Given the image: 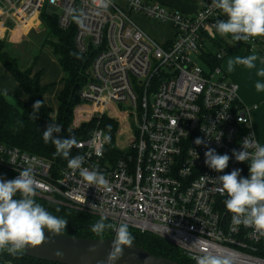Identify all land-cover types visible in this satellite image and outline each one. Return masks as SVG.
Masks as SVG:
<instances>
[{
	"label": "built area",
	"instance_id": "obj_1",
	"mask_svg": "<svg viewBox=\"0 0 264 264\" xmlns=\"http://www.w3.org/2000/svg\"><path fill=\"white\" fill-rule=\"evenodd\" d=\"M197 1L195 13L150 0L113 1L97 15L87 0H0V25L25 30L38 29L45 11L67 30L75 24L68 9L82 7L87 20L84 28L75 24L74 44L92 60L73 127L102 115L118 120L112 105L136 124L133 147L115 161L106 155V143H91L93 133L103 130L98 125L75 146L85 157L83 167L98 169L109 180L108 191L88 187L79 171L65 167L55 172L49 160L1 141L0 179H15L32 167L38 197L156 234L195 261L208 250L233 256L234 264H264V237L233 224L216 179L234 169L249 176L248 162H238L233 150H243L245 137L258 141L252 122L257 105L246 106L238 85L226 79L220 65L209 64L207 55L222 59L226 52L211 46L222 40L215 22L227 17L212 8V0ZM52 7L58 12L52 13ZM133 13L169 23L173 37L155 40ZM235 43L258 50L264 59V38ZM197 138L204 143L197 145ZM208 148L230 156L223 172L205 164Z\"/></svg>",
	"mask_w": 264,
	"mask_h": 264
},
{
	"label": "clouds",
	"instance_id": "obj_2",
	"mask_svg": "<svg viewBox=\"0 0 264 264\" xmlns=\"http://www.w3.org/2000/svg\"><path fill=\"white\" fill-rule=\"evenodd\" d=\"M87 2L95 9L97 15L107 12L113 4V0H87ZM211 6L227 17L217 20L214 24L215 32L220 37L227 36L236 42L264 38V0H212ZM68 15L78 27H85L87 16L82 7L68 9ZM257 60L256 54H250L237 57L234 63L255 68ZM231 67L232 63L229 64V69ZM257 75L264 77V68L260 69ZM255 88L258 92L264 91V82L257 81ZM42 106L43 101H35L31 113L33 119H36ZM61 131L62 126L54 122L49 123L43 131L44 142H51L55 146V155L67 160L68 169L73 172L79 171L80 177L88 187H95L97 191L110 190V182L103 173L98 169L90 170L83 167L84 156H71V150L78 146L79 142L74 136L61 139L54 135ZM219 139L220 136L217 138L218 142ZM97 140L109 143L111 136L101 130L93 133L91 143L95 144ZM195 143L200 145L204 141L197 138ZM242 148L243 150L239 152L233 150V155L238 162H248L249 176L242 177L241 169H234L216 179L220 183L221 195L226 196L224 205L232 214L233 224L252 228L256 234L264 237V145L255 139L245 137ZM229 160V155L218 154L213 148H208L205 152V164L218 173L228 167ZM38 187L39 182L34 176L32 167L23 168L15 179H0V252L20 253L29 247L34 248L47 243L49 238L46 232L52 236L65 233L68 220L52 214L36 201ZM83 202L86 203V200ZM105 220V217H101L93 223L91 231L100 238V243H103V234L106 230L115 231V238L112 240L105 261L101 264H116L122 257L124 249L133 246L134 236L127 223L122 222L116 226L105 223ZM95 251L96 246L92 245L89 252ZM55 254L63 255L59 250ZM196 264H234V257L213 254L205 250L202 255L196 257Z\"/></svg>",
	"mask_w": 264,
	"mask_h": 264
},
{
	"label": "trees",
	"instance_id": "obj_3",
	"mask_svg": "<svg viewBox=\"0 0 264 264\" xmlns=\"http://www.w3.org/2000/svg\"><path fill=\"white\" fill-rule=\"evenodd\" d=\"M48 24L50 35L55 41H47L54 56L57 58L63 72L62 88L57 94V112L53 114L51 106L46 101V93L49 85L42 83L41 72L34 73L31 68L23 69L16 59L9 53V43L0 37V62L13 75L20 87L27 94V100L20 101V107L16 108L7 99L5 92L0 90V141L17 146L29 153L36 154L49 160L55 172L67 167V160L55 155V146L43 140V131L49 123H57L62 126V131L54 134L61 139L74 136L77 141L91 135L98 125L105 133L110 134L111 141L105 145V153L115 161L123 151L114 146L115 135L119 127V121L107 115L96 116L88 122H83L79 127H73L74 110L81 102L80 92L88 79L89 67L92 58L80 54L74 44L75 24L69 29L62 30L57 25V18L48 12L42 15ZM209 64L220 65L221 59L214 54L206 56ZM43 101L36 119L31 116L32 106L35 101ZM110 129V132H109ZM80 151L73 147L71 156L79 155ZM36 201L52 214L68 220L65 233L83 237L100 239L91 231V225L101 217L93 215L70 205L49 201L36 196ZM105 223H110L107 219ZM134 236V244L144 247L151 254L172 259L179 264H196L187 253L166 239L149 232H140L129 228ZM112 230H106L103 239L112 238ZM0 264H56L28 257L22 252L10 254L7 251L0 252Z\"/></svg>",
	"mask_w": 264,
	"mask_h": 264
},
{
	"label": "rangeland",
	"instance_id": "obj_4",
	"mask_svg": "<svg viewBox=\"0 0 264 264\" xmlns=\"http://www.w3.org/2000/svg\"><path fill=\"white\" fill-rule=\"evenodd\" d=\"M113 1L121 3V0ZM150 1L160 2L159 0ZM50 10L52 13L58 12V9L55 7L50 8ZM142 16L139 13H133L135 21L140 26L142 25L146 32L155 40L165 42L173 37L174 32L169 23L161 24L153 19H146ZM41 22L42 25L39 29L29 27L25 30L10 26L2 38L8 41L9 53L16 59L19 66L23 69L31 68L34 73L41 72L42 83L49 85L45 98L55 115L58 108L57 94L62 69L59 66L57 58L52 53L49 44H47L48 40L54 42L55 38L50 35L49 26L42 17ZM221 38L222 40L218 45H212L211 49L214 52L226 49L220 61L222 74L227 80L233 81L238 85L239 98L246 106L253 107L257 105V108L252 111L253 127L258 142L264 145V91L258 92L255 88L257 81L264 82V77L257 75L258 71L264 68V59H262L258 50L250 51L245 44H237L227 36ZM250 54L258 56L255 68H247L234 63L237 57H245ZM230 63H232L231 69H229ZM0 90L6 93L7 99L18 109L21 108L20 101L27 100V94L24 89L20 87L13 75L4 66H2V72L0 73ZM109 109L119 121L114 146L125 152L131 150L136 138L134 118L122 113L116 105H112Z\"/></svg>",
	"mask_w": 264,
	"mask_h": 264
},
{
	"label": "water",
	"instance_id": "obj_5",
	"mask_svg": "<svg viewBox=\"0 0 264 264\" xmlns=\"http://www.w3.org/2000/svg\"><path fill=\"white\" fill-rule=\"evenodd\" d=\"M49 238L48 242L38 247H29L22 253L28 257L56 264H101L105 261L110 249L112 238L100 239L83 238L64 233L60 236H52L45 233ZM95 245L96 251L89 252V248ZM59 250L62 256L55 253ZM116 264H179L178 262L151 254L144 247L133 243L131 248H125L122 257Z\"/></svg>",
	"mask_w": 264,
	"mask_h": 264
},
{
	"label": "crops",
	"instance_id": "obj_6",
	"mask_svg": "<svg viewBox=\"0 0 264 264\" xmlns=\"http://www.w3.org/2000/svg\"><path fill=\"white\" fill-rule=\"evenodd\" d=\"M159 1L161 3L169 6V7L177 8V9L183 11V12H186V13H195L197 11V9H198V6H199V3H198L197 0H159ZM142 17H144L146 19H151V18H148V17H145V16H142ZM7 23L10 24L9 21ZM161 24H164V23H161ZM41 25H42V23H40L38 29L41 28ZM141 27H142V25H141ZM142 28H144V27H142ZM8 29L9 28H5V27H3V26L0 25V37H3V35H5L7 33ZM144 30H145V28H144ZM2 66H3V64L0 63V71L1 72H2ZM59 66H60V64H59ZM60 68H61V66H60ZM60 77H61V79L59 80L58 93H59V91L62 88V78H63V72H62V70H61ZM252 122H253V120H252Z\"/></svg>",
	"mask_w": 264,
	"mask_h": 264
}]
</instances>
